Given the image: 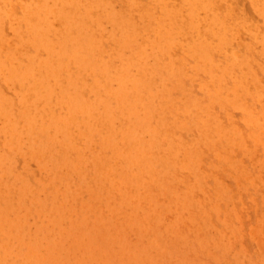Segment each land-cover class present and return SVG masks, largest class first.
<instances>
[{"label":"rangeland","instance_id":"obj_1","mask_svg":"<svg viewBox=\"0 0 264 264\" xmlns=\"http://www.w3.org/2000/svg\"><path fill=\"white\" fill-rule=\"evenodd\" d=\"M0 1V264H264V94L222 89L223 66L208 74L184 52L182 78L149 72L152 89L135 91L139 99L116 79L120 60L87 67L92 54L70 38L63 58L51 55L61 67L81 62L84 89L62 102L77 88L33 67L48 52L29 62L26 23L7 18L14 8ZM112 6L110 24L119 21ZM55 8L46 3L31 23L57 27ZM143 50L141 63L152 55Z\"/></svg>","mask_w":264,"mask_h":264},{"label":"bare ground","instance_id":"obj_2","mask_svg":"<svg viewBox=\"0 0 264 264\" xmlns=\"http://www.w3.org/2000/svg\"><path fill=\"white\" fill-rule=\"evenodd\" d=\"M5 1L8 6L14 8V12L7 16V18L10 20H20L22 23H26L23 31L24 35L20 40V46L23 48V52L29 62L31 56L48 52L47 57L41 60L31 61L30 63L33 67L39 72L42 70H52L54 68L53 75L55 76L67 74V81L77 88L76 93L64 95L61 98L62 102L66 101L69 97H83L84 88H82L83 79H81L83 75H76L80 70L78 64L81 62H77V66L75 67L69 64L65 67H61L58 65L57 59L51 55L53 51L58 50L60 57L63 58L68 51L70 38L81 40L84 47L92 54L81 63L87 67L99 66L107 69L117 65L114 64L115 60H120L122 62L123 66L120 69L118 68L116 72V79L125 77L123 92L131 91L133 94L137 90H143V93L151 91V82L146 80V75L149 72H155L158 76H163V73L170 72V82H176L177 79L179 77L182 78L183 73H185L182 66L184 62L183 54L185 52L199 65V69L206 71L208 74L215 73V67L217 65L223 66L220 74L227 79L223 80L222 84H220L222 89L230 90L234 94L238 89H242L243 92L241 93H244V95L248 94L251 96V99L253 93L258 99L264 94L262 81L257 75L259 73H255L257 72L255 66H258L264 71V0ZM48 2L54 4L56 7L52 15L58 18V26L54 27L46 24L43 20L38 27L34 26L31 23L33 20L32 16L38 8L45 7ZM114 2L118 3L116 15L119 21L110 24V16L106 13H108L110 9H113L112 5ZM4 8L5 3L0 1V10ZM4 17V15L0 16L2 19ZM103 23L108 24V27L110 25L111 29L103 31ZM242 33L246 34L247 38L240 37ZM140 37H142L141 40L138 39ZM145 45L151 47L152 55L149 59L150 61L141 63L138 62V60L146 55L143 50ZM123 48L128 49V54L124 55L119 53V51L124 52ZM147 54L149 55V52ZM219 54L221 55L220 59L224 65L219 63ZM129 64L136 66V72L133 71L134 73H131L127 69V65ZM237 65H245L244 68H247L251 76L250 81H248V76L246 78L244 72L242 74L237 73L238 76L233 75L234 69L239 68ZM237 71H239V69H237ZM92 76H94V73H92ZM96 76L101 77V74L97 73ZM44 78L45 77L41 76V78H38L37 82L41 84ZM228 78L231 80L229 81ZM165 80H167V78ZM179 84L183 85V81L179 82ZM53 86H55V84ZM105 86L106 84L104 88ZM160 88L162 90V87ZM19 91L22 92L21 89ZM18 92H16V94ZM250 93H252V95ZM77 94L78 96H76ZM234 94H232V96ZM133 95L139 98L137 95ZM160 95L162 96V93ZM160 95L155 94V97H160ZM146 96H148L147 93ZM146 96H143V99L149 100L150 98H146ZM155 97L153 96V99ZM261 98H263L264 101V97ZM243 99L240 98L239 104H243L246 111L251 110L253 108L252 105L249 104L248 100H245V102ZM170 100L171 99H169V101ZM222 100H220L221 103ZM156 102H158V100ZM142 103L145 102L143 101ZM170 104L172 106L171 102ZM258 106L264 110V105L258 104ZM151 111L154 112L155 109ZM257 118L259 119L261 117ZM252 120L254 123L256 122V120ZM252 120H249L250 123H253ZM249 126L253 128V124ZM103 127L104 125L101 128ZM261 131L264 130L262 129ZM261 137H263V134H261ZM129 142L130 141H128V143ZM1 223L2 222H0V224ZM4 232L6 233V230ZM24 243H27V241ZM24 243L22 242L20 245ZM34 243H30V245ZM10 245H13V243ZM27 249H29V247L26 248V250ZM31 251L34 252V250ZM15 256L18 257L16 254ZM19 256H21L20 253ZM24 256L26 255H23V257ZM36 257H38V255H36Z\"/></svg>","mask_w":264,"mask_h":264}]
</instances>
